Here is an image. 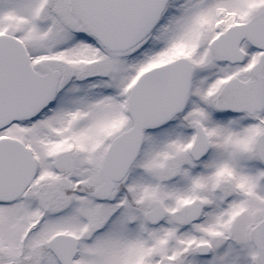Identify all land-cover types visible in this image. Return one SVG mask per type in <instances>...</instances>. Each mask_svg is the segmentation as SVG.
<instances>
[{
  "label": "rangeland",
  "instance_id": "374dc122",
  "mask_svg": "<svg viewBox=\"0 0 264 264\" xmlns=\"http://www.w3.org/2000/svg\"><path fill=\"white\" fill-rule=\"evenodd\" d=\"M263 8L264 0H172L156 29L134 50L121 54L102 52L93 45L68 12L67 0H0V33L18 38L35 61L43 60L61 72L51 109L30 124H13L0 134L17 137L39 155L40 183L33 194L47 202L49 213L63 212L55 218L49 215L43 226L56 229L66 221L67 230L79 231L84 239L75 264H157L158 259V264H255L249 229L264 217V186L250 198L249 214L242 215L233 214L234 202L219 194L214 182L240 171L237 146L250 147L253 138L250 143V134L243 129L234 132L230 125L220 124L222 145L216 146L201 169H192L187 154L192 121L206 122L199 109L192 111V81L185 114L144 133L139 154L111 200L99 202L93 190L108 141L127 127L125 99L137 76L149 66L185 56L194 61L199 78L194 98L204 102L223 77L245 70V66L220 67L212 61L205 48L214 33L211 23L224 29ZM242 48L249 56L257 55L247 44ZM200 78L208 79L203 88ZM239 137L246 143H239ZM247 181L234 183L243 189L253 183ZM190 203H201L204 211L198 223L186 227L179 212ZM154 206L160 208L161 224L149 227L141 215ZM252 211L256 214L250 215ZM25 214L22 203L0 207V252L9 258H15L16 236ZM37 237L30 244L37 243ZM200 242L212 245L211 255L196 256L193 248ZM183 251L187 253L181 256ZM45 264H51L50 259Z\"/></svg>",
  "mask_w": 264,
  "mask_h": 264
},
{
  "label": "water",
  "instance_id": "95a60500",
  "mask_svg": "<svg viewBox=\"0 0 264 264\" xmlns=\"http://www.w3.org/2000/svg\"><path fill=\"white\" fill-rule=\"evenodd\" d=\"M168 0H68L69 12L83 28L110 50H126L142 40L155 26ZM243 39L264 49V10L249 21L227 28L210 44L214 58L240 62ZM31 67L22 43L8 35H0V127L18 119H30L48 106L54 96L57 72L45 63ZM192 67L185 58L155 67L141 75L133 87L129 108L133 127L116 137L110 144L100 168L103 183L95 190L106 198L112 182L124 177L134 160L142 138V129L154 127L181 110L189 88ZM264 55L250 70L255 81L242 84L236 79L227 82L216 100V106L231 105L246 109L251 99L264 96ZM241 86V87H239ZM133 96V97H132ZM144 113V114H143ZM143 114V115H142ZM258 155L264 164V133L258 137ZM192 156V146L189 150ZM35 171L30 152L19 141L0 139V201L15 198L29 182ZM200 206L185 208L181 216L194 221ZM159 214L153 208L145 218L155 222ZM250 237L254 242L259 264H264V220L254 228ZM196 252H208L206 245H198ZM168 264V263H165Z\"/></svg>",
  "mask_w": 264,
  "mask_h": 264
},
{
  "label": "flooded vegetation",
  "instance_id": "af4514ba",
  "mask_svg": "<svg viewBox=\"0 0 264 264\" xmlns=\"http://www.w3.org/2000/svg\"><path fill=\"white\" fill-rule=\"evenodd\" d=\"M208 53V52H207ZM260 54V53H259ZM259 54L252 59H247V55H245L244 60L240 65H243L246 61L247 70L253 63L256 62ZM212 59V58H211ZM214 63L219 65L220 67H232L227 62L215 61L212 59ZM193 65V73H192V111L199 109L204 115L206 122L196 119L192 121V143L195 137V128L196 125H200L203 129L207 141H208V149L207 151L199 157L197 160L192 159V167L194 169L202 168L203 163L209 158L211 152L215 150L216 146L222 145V138L219 136L220 124L230 125V129L234 132H238V130L243 129L247 134H250L249 142H254L255 137L264 131V105L260 110L254 111L253 113H248L246 111L243 112H233L229 110H216L213 106L214 104V96L218 90L214 93L213 97L210 100H206L203 98L204 102L198 98H194L195 86L196 82L199 78L195 75V63L192 60ZM237 65V66H240ZM235 66V65H234ZM247 70L241 75H238L239 79L243 82H248L250 78L248 77ZM200 87L203 88L205 84H207V80L205 78H200ZM225 81V80H224ZM207 88V86L205 87ZM206 91V89H205ZM204 91V92H205ZM204 96V94H203ZM175 118V117H174ZM173 118V119H174ZM172 119V120H173ZM171 120V121H172ZM175 120V119H174ZM8 137L17 138L13 135H7ZM22 141V140H21ZM239 143H246L243 137H239ZM27 147H29L32 156L36 160L37 163V171L39 170L38 157L39 155L36 151L28 146L24 141H22ZM238 143V144H239ZM238 160H239V170L231 171V174L224 179L219 178L216 182L218 183V191L223 193L226 200L230 203L234 202V208L232 210L236 211L233 214H249L248 209L250 210V205L252 204L253 194L255 191L263 188L264 184L261 183V186L254 182H264V169L259 164L256 159L253 143L250 147L247 146H237ZM53 161V160H52ZM52 163L55 164V161ZM225 164V163H224ZM226 169H228L225 164ZM240 172V173H238ZM247 178L251 179V185L249 188H246L243 185V189H238L237 185L234 182H248ZM40 180H37L36 176L33 180L27 185V187L22 191V193L8 202H0V207H9L16 203H22L27 208V214H25V220L23 222V226L21 230L18 232L16 236V252L15 258H9L7 255L0 252V264H30L33 260L39 259V264L47 263L48 259H50L51 264H62L61 261L54 255L53 251L49 248L48 242L49 240L56 234H71L76 239V249L74 251L73 256L71 257L69 263L67 264H75L76 261L79 260L81 250V240L84 239L81 237L79 231L77 233H72L67 230L64 226L65 222H61L59 227L56 229L46 230L43 225L46 224L49 215L52 218L53 216H59L63 212H51L47 211V202L42 200V198L38 195L35 196L34 187ZM100 182V180H99ZM98 182V183H99ZM261 187V188H260ZM256 191V192H257ZM112 194L110 197L101 202H108L111 200ZM127 199H130V196H125ZM239 197V198H238ZM264 207V205H263ZM256 214V211H252L250 215ZM58 223V222H57ZM52 224V223H50ZM64 225V226H63ZM44 228V230H43ZM82 230V229H81ZM38 236V237H37ZM37 237L38 241L34 245L30 244V239ZM68 243H57V249H68Z\"/></svg>",
  "mask_w": 264,
  "mask_h": 264
}]
</instances>
